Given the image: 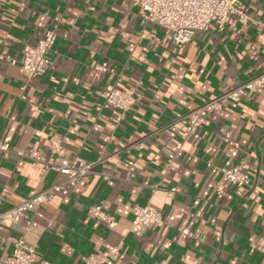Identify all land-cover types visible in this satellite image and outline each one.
Instances as JSON below:
<instances>
[{"label":"crops","instance_id":"1","mask_svg":"<svg viewBox=\"0 0 264 264\" xmlns=\"http://www.w3.org/2000/svg\"><path fill=\"white\" fill-rule=\"evenodd\" d=\"M238 3L256 23L230 16L176 47L129 0H0V143L12 151L0 152V213L64 182L29 223L0 225L1 261L22 235L32 264H84L118 244L113 264H264V84L184 135L194 109L264 71V0ZM52 28L47 69L26 82L23 49ZM107 85L133 90L134 104L104 106ZM50 138L60 142L55 153ZM72 159L90 173L65 181L42 170ZM237 165L247 182L217 191L222 169ZM146 205L164 222L133 236V209Z\"/></svg>","mask_w":264,"mask_h":264},{"label":"built area","instance_id":"2","mask_svg":"<svg viewBox=\"0 0 264 264\" xmlns=\"http://www.w3.org/2000/svg\"><path fill=\"white\" fill-rule=\"evenodd\" d=\"M131 5L138 6L144 12V19L155 24L169 33L172 44L181 47L189 42L196 32L206 31L210 24L215 23L222 27L223 23L230 16H235L242 24L255 22L246 14L238 0H129ZM262 25V23H258ZM56 38L55 29L45 30L34 45H26L23 49V57L20 61V72L26 82L32 78L43 74L47 69L46 54L50 50ZM253 50L251 49V52ZM98 70H107L105 63L96 66ZM264 84V71L259 72L232 88L225 90L220 95L208 99L190 113V118L184 135L191 134L200 121L210 112L220 110L227 102H237L245 92H255L258 87ZM100 96L104 106H111L125 112L135 102L133 90H124L116 85H107L102 89ZM60 149V142L57 138H50V153H55ZM0 152L3 155L11 153L8 144L0 143ZM21 156L20 152H15ZM40 158L32 159V165L39 167ZM44 163V162H43ZM48 167L54 168L65 175V181H77L90 173L91 164L72 159L62 165H49L44 163L42 170ZM225 182L217 185L219 191L224 185L243 186L249 175L241 166H233L222 169ZM64 182L55 183L48 188L38 192L18 205L0 213V225L11 226L25 219L29 223V213L33 212L39 205L56 199L57 193L62 189ZM92 215L109 225H114L112 217L100 210L98 206L91 208ZM163 214L161 210L151 206H135L129 233L140 237L145 230L152 226L163 224ZM189 234L187 230H183ZM1 239V237H0ZM11 256L0 264H32V254L34 245L30 244L25 237L18 236L11 238ZM121 249V244L111 245L104 249H96L93 253L83 258L84 264H113Z\"/></svg>","mask_w":264,"mask_h":264}]
</instances>
